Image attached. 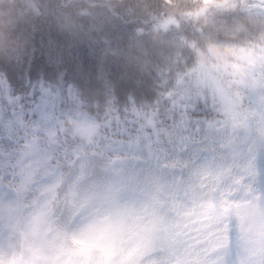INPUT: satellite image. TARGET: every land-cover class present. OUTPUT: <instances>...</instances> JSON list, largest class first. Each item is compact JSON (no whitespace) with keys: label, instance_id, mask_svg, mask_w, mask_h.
<instances>
[{"label":"trees","instance_id":"1","mask_svg":"<svg viewBox=\"0 0 264 264\" xmlns=\"http://www.w3.org/2000/svg\"><path fill=\"white\" fill-rule=\"evenodd\" d=\"M33 48L46 58L47 69L38 74L29 70ZM3 64L8 67L0 70V142L18 144L33 130L35 115V125L45 127L53 143L78 140L69 156L87 161L94 155L88 148L104 135L106 121L125 108L144 125L170 120L175 109V124L161 129L165 138L182 143L191 136L197 145L204 140L206 157L186 176L191 183L185 194L196 203L184 214L190 240L185 264H198L197 249L207 239L203 234L218 222L211 200L204 197L221 185L225 197H236L224 200L221 214L231 211L244 237L257 224L264 229V175L257 163V154L264 155V0H0ZM189 99L203 105V134L184 132L181 109ZM218 113L228 133L216 127ZM83 124L90 127L89 135L80 132ZM235 129L247 134L235 139ZM156 155L165 165L163 153ZM11 163L0 152V173ZM123 164L120 156L112 159L114 175L120 176ZM187 166L178 158L166 162L169 173ZM146 181L156 191L164 186L175 191L159 175ZM29 182L26 177L21 188ZM135 192L125 193L135 198ZM146 209L136 204L133 235L109 263L91 248L73 252L43 237L41 243L32 241V248L41 244L49 264L60 258L65 264H140L151 252L157 226L155 219L144 222L150 215ZM12 213L11 219L0 215V232L11 226L18 234L19 250L10 259L23 264L30 252L26 231L38 226L37 219ZM258 238L262 248L264 238ZM247 261L264 264V253Z\"/></svg>","mask_w":264,"mask_h":264},{"label":"snow or ice","instance_id":"2","mask_svg":"<svg viewBox=\"0 0 264 264\" xmlns=\"http://www.w3.org/2000/svg\"><path fill=\"white\" fill-rule=\"evenodd\" d=\"M19 63V62H18ZM8 64L0 65L4 70ZM47 69L46 58L38 56L33 48L31 53L30 73L38 74ZM207 101H205V104ZM203 105L197 99L187 101L181 109L184 119V132L203 134L206 117ZM217 128L230 131L223 114L218 113ZM25 116V122H28ZM33 115V130L18 144L11 141L0 142V152L11 157L10 167L0 173V212L19 211L25 218L35 217L38 224L37 242L43 237L54 244L75 252L84 246H103V223L105 217L123 207L129 189L133 193L137 206L147 205L150 215L144 216L147 223L155 219L157 226L152 232L151 252L140 264H185L182 257L190 248L187 233L189 212L194 204L186 193V185L191 183L187 174L197 166L205 148L204 140L199 145L191 140L182 143L169 141L161 129H166L176 122L173 109L171 119L161 118L158 124L144 125L128 108L118 110L115 120H107L104 135L94 142L88 151L94 155L84 157L69 156L77 147L78 140L53 143L43 126L37 127ZM247 130H231V136L239 139ZM31 145V147H29ZM155 149V151H154ZM163 153L165 165H161L156 152ZM115 156L124 159L120 176L114 175L115 165L109 166ZM187 160L188 166L179 170H167L166 162L172 159ZM257 163L264 175V155L257 154ZM152 174L161 176L162 184L171 183L172 188L164 186L162 190L147 185L146 178ZM26 177H30L27 187L22 189ZM62 181L56 187L57 181ZM221 185L215 192L205 196L211 200L218 221L203 234L197 251L198 264H248L245 237L238 230V222L231 211L221 214L220 209L225 199ZM123 189V190H122ZM140 189L144 191L141 192ZM174 201L183 204L175 208ZM51 209V211H49ZM94 223V227L85 231L83 226ZM47 233V235H45ZM219 233V235H216ZM11 226L0 232V264H14L10 258L18 251ZM55 264H65L60 258Z\"/></svg>","mask_w":264,"mask_h":264},{"label":"rangeland","instance_id":"3","mask_svg":"<svg viewBox=\"0 0 264 264\" xmlns=\"http://www.w3.org/2000/svg\"><path fill=\"white\" fill-rule=\"evenodd\" d=\"M212 0H205V2H210ZM81 133L84 135H89L91 133L90 128L87 125H82L80 129ZM202 158V157H201ZM201 158L199 160H201ZM261 196L264 198V192H262ZM135 201L129 197L125 200V204L123 207L117 209L111 216L105 217L102 221L103 223V237L106 243L103 246H86L93 248L97 251H100L104 256L107 262H110L113 257L117 254V251L121 245V243L132 234L133 228V220L131 218V213L134 209ZM2 216H8L10 219L14 217V213L12 211L9 212H0ZM94 227V223H88L83 226L84 230L87 231ZM257 234L261 236L260 229L256 227ZM38 230V226H35L33 229L32 237L35 234V231ZM243 232V229L239 230ZM254 237L251 235L245 236L244 243L247 245V257L251 255H255L259 252L264 253V243L262 248H260L259 242L253 240ZM27 247L31 246V242H27ZM44 251L42 247L34 249L33 255L28 258V262L26 264H32L35 259H39L37 264H43L40 259H44Z\"/></svg>","mask_w":264,"mask_h":264}]
</instances>
